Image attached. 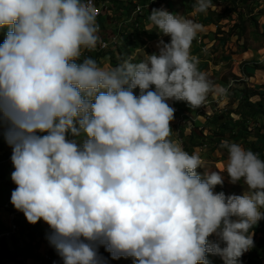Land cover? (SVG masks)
<instances>
[{"label": "clouds", "instance_id": "obj_1", "mask_svg": "<svg viewBox=\"0 0 264 264\" xmlns=\"http://www.w3.org/2000/svg\"><path fill=\"white\" fill-rule=\"evenodd\" d=\"M212 6L196 0L191 16ZM148 21L145 31L170 42L161 39L139 62L102 67L81 60L101 43L92 0H0V30L7 29L0 130L16 185L10 202L29 224L49 226L63 264H104L101 246L121 264H208V254L241 264L264 219V159L222 140L227 162L213 170L169 139L168 101L198 109L209 94L226 98L227 89L191 54L201 24L163 8ZM225 175L246 191L215 193Z\"/></svg>", "mask_w": 264, "mask_h": 264}, {"label": "rangeland", "instance_id": "obj_2", "mask_svg": "<svg viewBox=\"0 0 264 264\" xmlns=\"http://www.w3.org/2000/svg\"><path fill=\"white\" fill-rule=\"evenodd\" d=\"M144 1L145 0H142L141 3H144ZM150 1L154 3L155 9H158V6L160 5H164L165 10L173 8L178 11V15L180 14L183 16L187 15L189 12H192L193 7L196 3V0ZM171 1L172 4H169ZM103 2H109V9L106 10L104 12V16L101 17L99 21L101 25H104L109 12L115 9V6L116 8L118 6L116 5V1L115 4L110 0H106ZM216 2L218 4L212 2V9L214 8L220 11L219 14H217L216 22H218L219 24V22L221 21L223 24L222 26L218 27L213 34L214 42L213 47H211L210 51L214 49L212 53L215 54L218 51V48H220L218 47L220 42H222L223 44V49L222 51H220L222 56L218 55L215 58V60H217L218 57L221 56V58L216 61V64L219 66L218 70H214L207 75L208 78L216 85L220 86V82L225 83L226 85L224 86V88L228 87L231 83L233 84L231 88H229L226 98H224L219 104L215 103V101L217 99H220V97H218L216 100H213L215 104V106L212 107L213 112H210V114H205L204 107H200V114L198 110L199 108L194 111L196 112V116H200V118L202 119L199 126H197L200 128L197 129L195 136L191 137V140L195 142L192 143V147L200 148V150H197V152L200 155L204 165L212 168L213 170H223L227 162V152L224 149H219V145L222 140L239 143L245 149L252 150L253 152L259 154V157L261 159H264V117L255 122V120L247 114L248 109L245 107L242 108L241 106L243 92L245 93L246 91L249 92L252 90L258 91L261 94V97L263 99L262 103L264 104V84H261L260 81H258V78H262L264 80V0H223V2H221L220 0H216ZM126 7L134 8V5L128 4ZM143 8L147 16L149 17L152 9L146 10L145 7ZM221 8L223 9V12ZM114 11L116 12L115 15H117L118 12H121V9L120 7H118ZM135 13H137L135 12V9H133L131 13L129 10H127V12H125V15H129V18H131V20L135 22L138 19ZM144 24L145 23L141 24L142 27L140 28V30L145 29ZM6 32L7 29L0 30V44L3 43ZM135 37L138 40H141V43L142 41H144V38L141 37L139 31L137 32V34H135ZM158 37L159 36H157L156 38ZM163 40L168 43L170 41V37L164 36ZM198 42L200 43V45H204V37L200 36L198 38ZM202 50L205 51L204 53L207 52V48L205 46H203ZM106 55H112L109 48L104 51L102 50V52L86 51L81 56V60H83L85 57H91L103 67V65H105L103 62ZM232 55H240L241 57L237 58L238 62H228L227 65H225L227 69H223V71L219 72L218 74V71L221 68L220 66H223L225 64H220L222 59H225V57H229ZM138 59L139 57L136 56V59L133 62H139ZM111 66L114 67V61H112ZM232 70H234V72ZM217 76H220V78H218ZM209 96L211 95L209 94ZM258 99L259 98L257 97H252L251 101L255 103V101H257ZM175 103L176 101H174L172 104ZM184 105H186V102ZM173 107L176 110L181 109L183 111L182 112L180 110L179 112L180 118L178 119V127H190L191 124L189 125V119L193 115L190 114L189 110L191 109H188V106H186L184 109H182V106L180 107V109H178L175 105H173ZM216 116H221L223 118L221 121L215 122ZM242 117H245L244 126L234 125V122L242 119ZM228 123L231 124L229 128H226L225 126ZM177 135L178 134H176V136ZM182 136L183 135H180L179 138ZM70 137L71 135H69L68 138ZM184 145L187 146L185 142ZM192 153L193 151L189 154ZM4 154H6L7 157L4 158ZM11 155L12 149L5 141L2 130H0V178H6L10 173L11 166L9 162H6V160ZM197 171L202 175L204 169H197ZM0 186L2 188L4 187V189H6V191L9 193L10 189L12 187H15L16 185L12 181L4 180L2 185ZM214 190L215 193L223 192L226 196L233 194L242 195L246 191V186L243 185V181L237 184L229 183V180L225 175L223 185L216 186ZM8 200L9 196L5 195L2 202H4L5 204ZM5 219L6 223H8L9 213L5 215ZM23 219L24 218L21 219V224L23 223ZM22 228H24L23 232ZM22 228H19L18 234H21V236L20 239L17 238L16 242L25 243V247H27V249L31 251V257H34V260L30 262V264H38L39 243H44V238L42 236H38V233H33V226L31 227L29 223ZM253 230H255L256 232ZM251 231L254 232V247L241 257V264H264V219H261ZM208 240L209 243H212V236H210ZM217 257L219 256L208 254V264H218ZM4 263L5 262H2L1 264ZM47 264H50V262Z\"/></svg>", "mask_w": 264, "mask_h": 264}, {"label": "crops", "instance_id": "obj_3", "mask_svg": "<svg viewBox=\"0 0 264 264\" xmlns=\"http://www.w3.org/2000/svg\"><path fill=\"white\" fill-rule=\"evenodd\" d=\"M106 1V0H103ZM113 1V3L115 4V1L117 2L116 5L117 8L120 7L121 12H118L117 15H115V9H113L112 11L109 12L108 17L105 20V27L106 31H108L109 36L110 37H118V40L115 41L116 44H111L109 47L110 53H112L111 56L106 55L104 57V64L105 65H109V67L111 66L112 61H114V67L116 65H118L123 59H127L129 57L133 58V61L136 59V56L139 57V61L146 59L145 54L147 55H151L153 53H157L158 52V48L157 45L159 43V41L161 39H163L164 36L158 35V33L156 32L157 29L153 28L151 29V32L145 31L146 30V25L149 23L148 21V16L145 12V10L143 9L141 14H137L138 19L134 22L131 20V18H129V15H125V12H127V10L130 11V13L133 11V9H136L137 6H142V7H147L146 10L148 9H154V3L151 2L150 0H145L144 3H141L142 0H110ZM221 2H223V0H220ZM212 2H215V4H218L216 2V0H212ZM128 4H132L134 5V8L131 7H126ZM144 4V5H143ZM172 4V1L169 3ZM213 4V3H212ZM131 6V5H129ZM160 7V8H159ZM161 8H165L164 5H160L158 6V9ZM222 12L223 9L221 8ZM171 14L174 15H178V11H176L175 9H168L166 10ZM219 10L217 9H212V7L209 8V10L205 13H198L195 16H191L192 12H189L187 15H185V17H191L192 19L195 20V22L199 23L202 25V29L201 31L198 33L196 39L193 41L192 43V47H191V54L195 57L198 58L199 60V65L198 68L200 71L209 74L210 72H213L214 70H218L219 66L216 64V61L221 58V53L220 51H222L223 49V44L222 42L219 43L220 48H218V51L213 54L212 52L214 51V49H211V47H213V34L216 31V29L220 26H222V22L220 21L219 24L218 22H216L217 20V14H219ZM146 14V15H145ZM180 15V14H179ZM144 16V17H143ZM199 18V19H198ZM114 19V20H113ZM142 23H145V29L144 30H140V28L142 27ZM103 25V26H104ZM140 32V35L142 38H144V41L138 40L135 37V34H137V32ZM157 36H159L158 38H156ZM200 36L204 37V45H200V43L198 42V38ZM106 36H104L105 38ZM165 42V40H164ZM170 42V41H169ZM166 43V42H165ZM203 46H205L207 48V52L204 53L205 51L202 50ZM139 47V48H138ZM209 50V51H208ZM217 60H215V58L218 56ZM240 58L241 56L238 55H232L229 57H225V59L223 58L222 61L220 62V64H224L223 66H220V70L219 72H222L223 69H227V67H225V65H227L228 62L230 61H237V58ZM219 62V61H218ZM238 62V61H237ZM118 63V64H117ZM103 65V66H105ZM236 70V69H234ZM234 70H232L234 72ZM222 74V73H220ZM218 77V76H217ZM220 78V76L218 77ZM230 79V78H229ZM261 84H264V80L262 78H258ZM220 86L222 88H224V86L226 85L223 82L219 83ZM229 87V86H228ZM228 87H225V89H228ZM154 90V88H153ZM134 94L135 95H139V91L138 89L134 90ZM211 96L208 97L207 101H213L216 100L218 97H214L212 94H210ZM174 101L170 100L168 101V103L170 104V106L173 107V105L177 106L178 109H180V107L182 106V109H184L186 106H188L187 104H185V102L182 101H176L175 104H172ZM215 105H211L209 107H204L205 109V114H210V112H213L212 107ZM174 108V107H173ZM191 109L190 114L192 115V117L189 119V125L190 127H178V119L180 118V110H176L175 109V114H174V120L171 122L170 127L172 129V133L169 137V139L173 140L174 142L179 143L183 149L185 151H187L188 153L190 152H197V150L199 151L200 148L198 147H192V143H195L193 140H191V137L195 136V133L197 132V129H199L200 122L201 119L200 116H196V112H194L196 109H192V108H188ZM199 110V114L201 111V108L198 109ZM182 111V110H181ZM183 112V111H182ZM213 115V114H211ZM189 132V133H188ZM176 134H178L176 136ZM180 135H183L182 137L179 138ZM186 135V136H185ZM191 141V142H190ZM184 142L187 144V146L184 145ZM11 168H10V173L7 175L6 178H0V185H2L3 181H12L11 180V173L14 171V167L12 164H10ZM12 187L9 191V193L6 191V189H4V187L2 188L0 186V233L4 232L7 230L8 225H9V219H8V223H6V219H5V215H7L8 213H10L12 211V207H8L7 203L10 201L11 199V193L13 191ZM6 191V192H5ZM215 192V190H214ZM5 195L9 196V200L7 201V203L4 204L3 199L5 197ZM2 202V204H1ZM4 204V205H3ZM235 219V218H234ZM21 223V222H20ZM25 223V224H24ZM23 225L28 224L27 220L25 219V222L22 223ZM31 225V224H30ZM33 226V233H38V236H42L44 238V243H39V262L38 264H40V259L48 256L50 259L44 261L43 264H47L50 262V264H63L62 259L59 257V255L56 253L55 249L49 244L48 239H47V235L50 233V228L49 226L43 221H39L37 224L35 225H31V227ZM21 234H18V237L20 239ZM40 239V238H39ZM38 239V240H39ZM212 241L215 242L216 241V237L215 235L212 236ZM2 242V241H1ZM0 242V250L2 247V243ZM39 242V241H38ZM257 242V241H256ZM10 245V243H8ZM20 246L24 247L25 243H19ZM10 249H13L12 246H10ZM99 255L103 258V262H105V254H110L108 251L105 250L104 247H100L99 248ZM110 258L111 260L114 262V264H121L122 263V258L120 259H113L111 254H110ZM33 259H29V263L32 262Z\"/></svg>", "mask_w": 264, "mask_h": 264}, {"label": "trees", "instance_id": "obj_4", "mask_svg": "<svg viewBox=\"0 0 264 264\" xmlns=\"http://www.w3.org/2000/svg\"><path fill=\"white\" fill-rule=\"evenodd\" d=\"M252 97H257L259 99L255 101L254 103L253 101H251ZM262 102H263V99L261 97V94L258 91L252 90L249 92L246 91L245 93L243 92L241 106L242 108L245 107L248 109L247 114L250 117H252L255 120V122L258 121L260 118L264 117V104ZM222 118L223 117L221 116H216L215 122L221 121ZM230 124L231 123H228L225 127L229 128ZM244 124H245V117H242V119L234 122V125L236 126H239V125L244 126ZM2 153H5V152H2ZM4 155H5L3 156L4 158L7 157L6 154ZM18 224L20 225L21 228L25 226V225H22L21 223H18ZM23 231H24V228H22V232ZM16 241H17V238L15 237L4 238L2 240L1 242L2 247L0 250V264L2 262H5L4 264H30L29 259L34 260V257H31V251L28 250L27 247L25 246L24 247L20 246L19 243H17ZM8 243H10V245ZM10 246H12L13 249H10ZM105 256L106 258H105L104 264H114V262L110 258V254H105ZM217 262L218 264H223V261L220 257H217ZM123 264H127V262L124 261ZM133 264H135V262Z\"/></svg>", "mask_w": 264, "mask_h": 264}, {"label": "built area", "instance_id": "obj_5", "mask_svg": "<svg viewBox=\"0 0 264 264\" xmlns=\"http://www.w3.org/2000/svg\"><path fill=\"white\" fill-rule=\"evenodd\" d=\"M92 4L95 8L96 11V21L99 26V31L97 35L100 38L101 43H98L97 48L94 50L95 52H102V50H106L110 47L111 44H116L115 41L118 40V37H110L108 31H106V28H104L103 25L99 22L101 17L104 16V12L109 9V2H103L100 0H92ZM137 10H140L138 8ZM104 36H106L104 38ZM92 52V51H91ZM233 83H231L227 89V95H228V90L231 88ZM225 97H220V99H217L215 103L219 104ZM211 105H215L213 101H207L204 106L202 107H209ZM201 107V108H202ZM6 162H9V164H12L11 162V156L8 157ZM16 188V186L13 188V190ZM11 201V199H10ZM7 203L8 207H12L13 205L11 202ZM24 218L22 221H25V216L22 212L17 211L14 207H12V211L9 213V225L6 231L0 233V242L4 238H11V237H18V231L20 228V225L18 223L21 222V219ZM50 258L48 256L44 257L41 259L40 264H43L44 261L49 260Z\"/></svg>", "mask_w": 264, "mask_h": 264}, {"label": "bare ground", "instance_id": "obj_6", "mask_svg": "<svg viewBox=\"0 0 264 264\" xmlns=\"http://www.w3.org/2000/svg\"><path fill=\"white\" fill-rule=\"evenodd\" d=\"M2 204V203H1Z\"/></svg>", "mask_w": 264, "mask_h": 264}]
</instances>
